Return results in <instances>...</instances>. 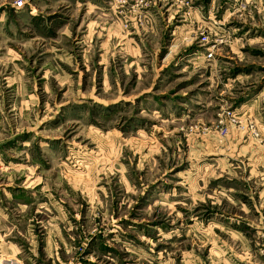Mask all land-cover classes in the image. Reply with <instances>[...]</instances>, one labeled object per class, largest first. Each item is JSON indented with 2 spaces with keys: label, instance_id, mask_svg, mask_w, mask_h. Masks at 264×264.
Listing matches in <instances>:
<instances>
[{
  "label": "rangeland",
  "instance_id": "rangeland-1",
  "mask_svg": "<svg viewBox=\"0 0 264 264\" xmlns=\"http://www.w3.org/2000/svg\"><path fill=\"white\" fill-rule=\"evenodd\" d=\"M0 264H264V0H0Z\"/></svg>",
  "mask_w": 264,
  "mask_h": 264
},
{
  "label": "built area",
  "instance_id": "built-area-1",
  "mask_svg": "<svg viewBox=\"0 0 264 264\" xmlns=\"http://www.w3.org/2000/svg\"><path fill=\"white\" fill-rule=\"evenodd\" d=\"M212 56H213L212 54L209 55L210 58H212Z\"/></svg>",
  "mask_w": 264,
  "mask_h": 264
}]
</instances>
